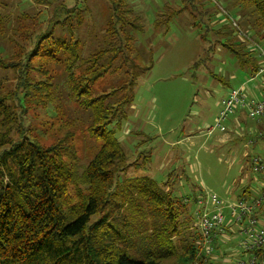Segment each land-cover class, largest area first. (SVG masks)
<instances>
[{
	"label": "trees",
	"instance_id": "16d2710c",
	"mask_svg": "<svg viewBox=\"0 0 264 264\" xmlns=\"http://www.w3.org/2000/svg\"><path fill=\"white\" fill-rule=\"evenodd\" d=\"M35 1L44 7L17 21L21 41L12 52L2 44L0 16V48L5 50L0 51V72L11 71L15 79L14 90L0 91V264H213L212 255L230 227L225 225L207 256L197 240H187L189 228L182 221L191 204L199 206L202 188L194 184L184 194L172 186L177 183L161 187L150 177H128L127 154L115 137L128 121L138 80L154 65L151 54L145 58L149 66L142 65L141 16L128 0H108L102 25L88 39L90 10L83 0ZM176 1L183 6L165 5L157 27L169 28L184 12L196 11L199 3L203 7L204 0ZM234 2L242 25L264 46V0ZM229 24L217 29L199 23L206 55L192 70L221 47L234 58L236 73L249 80L262 59ZM56 70L66 75L65 95L53 82ZM260 89L264 92V86ZM35 108L48 118L37 136L26 125L27 113ZM76 112L88 117L89 135L99 143L87 166L81 165L75 126L66 118ZM134 166L138 170L139 162ZM251 199L246 190L238 202Z\"/></svg>",
	"mask_w": 264,
	"mask_h": 264
},
{
	"label": "rangeland",
	"instance_id": "374dc122",
	"mask_svg": "<svg viewBox=\"0 0 264 264\" xmlns=\"http://www.w3.org/2000/svg\"><path fill=\"white\" fill-rule=\"evenodd\" d=\"M54 1L60 3L68 0ZM234 1L204 0L203 7L199 3L196 11L190 9L176 17L170 22L167 30L163 25L157 27L155 20L159 19L163 7L167 4L175 8L182 7L180 1L128 0L141 16L145 26L144 32L138 34V45L144 58L142 65L149 66L145 58L150 54L154 65L138 80L136 99L128 113V121L115 132V137L122 144L130 164L128 177H150L161 187H170L172 183H177L172 186L178 192L183 189L184 194L189 193L195 184L198 189L202 188L204 195H217L222 202V212L227 224L235 221L230 207L238 202L246 190H250L252 198L264 193V174L252 170V159L260 157L264 163V124L262 121L260 123L252 121L247 115L243 122L244 127L232 130L228 124L235 111L227 120L228 128L225 131L215 130L209 134L207 128L215 125L218 117L216 114L222 107L223 99L230 88H236L240 81L242 82L243 75L239 72L237 82L229 79L232 75H237L234 66L236 64L232 55L221 47H218L217 53L212 55L209 62L201 65L200 69H192L195 62L206 55V46L200 40L201 29L198 26L200 22L216 26L218 29L224 24L229 26L231 18L243 36L250 37L251 40L246 43L249 49H255V46L259 45L264 48L257 39H252L254 35L251 30L242 25L238 9L233 8ZM83 2L90 10L85 29L89 39V33L95 32L102 25L101 17L106 16L109 3L108 0ZM42 7L44 5H39L35 0H0V16L4 19L2 30L5 32L2 44L11 52L20 40V35L16 33L17 21L24 14L33 15ZM223 16L224 21L219 23L216 19ZM214 18L215 20H212ZM194 24L197 26L194 27ZM240 36L237 35L238 38L245 39ZM89 49L90 46L86 48ZM0 51L4 53L5 50L1 47ZM9 53L8 51L7 54ZM256 53L259 55L257 50ZM194 71L196 75L192 77ZM209 72H214L216 76ZM51 75L54 76L53 82L58 83L64 90L65 73L56 70ZM226 79L229 80L228 85L219 82ZM247 80H243L242 83H246ZM259 81L258 79L252 83L254 87H259L256 98L264 94L260 91ZM0 82L3 83L0 91L9 94L8 92L14 90L12 89L15 82L14 73L0 72ZM252 84L247 86L248 89ZM65 92L64 90L62 95H65ZM27 114L26 125L36 135L43 127V121H48V118H44L37 108ZM48 114L50 117L55 115L52 107L48 109ZM66 118L67 122L75 126V130L71 129L77 134L75 148L81 165L87 166L99 148V143L89 135L88 117L76 112ZM58 135L61 136L62 133ZM137 161L140 167L135 170L133 165ZM205 202L206 200L203 205ZM209 206L212 207V204ZM202 210L203 207L193 203L182 217V221L189 228L185 237L187 240H197L201 247L203 241L197 237L198 234L201 235L197 213ZM227 234L228 232L218 242V250L212 255L213 264H224L225 260L236 262L243 257L237 227L235 225L230 227V236Z\"/></svg>",
	"mask_w": 264,
	"mask_h": 264
},
{
	"label": "built area",
	"instance_id": "2783aa9c",
	"mask_svg": "<svg viewBox=\"0 0 264 264\" xmlns=\"http://www.w3.org/2000/svg\"><path fill=\"white\" fill-rule=\"evenodd\" d=\"M230 22L237 29L238 35L243 36L242 31L237 28V25L235 26V21L230 18ZM241 38L251 40L249 36ZM255 49L262 59L258 72L241 87L231 90L223 99L222 109L215 120V125L207 128L209 134L215 130L225 131L227 120L238 108L246 110L248 118L252 121L264 118V94L260 98L251 96V94L249 95L251 88L247 87L258 79L264 84V48L259 45L255 46ZM252 170L264 174V163L260 157L252 159ZM205 200L206 204L203 205ZM198 204L203 207V210L197 213V221L202 236L203 249L207 256L213 251L217 236L225 234V225H229V227L235 225L238 228V235L241 237L239 247L243 257L230 264H264V193L249 202H236L230 207L231 215L235 217V221H230L228 224L222 212V202L217 195L205 194L201 196ZM210 204L214 207L213 209L209 206Z\"/></svg>",
	"mask_w": 264,
	"mask_h": 264
},
{
	"label": "crops",
	"instance_id": "0c3cea01",
	"mask_svg": "<svg viewBox=\"0 0 264 264\" xmlns=\"http://www.w3.org/2000/svg\"><path fill=\"white\" fill-rule=\"evenodd\" d=\"M230 79H232L234 82H237V80L239 79V74H237V75H232L231 77H230ZM244 80V79H243ZM243 80H242V82H243ZM242 82L240 81V83L238 84V86L236 87V88H238V87H241L242 86ZM260 82V83H259ZM258 83L260 84V88H262V86H264L263 85V83L261 82V81H259ZM236 88H230V90H229V92L232 90V89H236ZM251 88V91L249 92L251 95H258L257 94V89L259 88V87H254L253 85L250 87ZM260 91H262L261 89H260ZM229 94V93H228ZM227 94V95H228ZM227 97V96H226ZM225 97V98H226ZM221 109H222V107H221ZM221 109H220V111H221ZM219 111V112H220ZM219 112L216 114V116L219 114ZM216 116H215V118H216ZM247 117V112H246V110H244V109H242V108H238L237 109V111H236V113L233 115V116H231V118H230V122H229V124H228V127L230 128V129H234V130H237V129H239L240 127H244L243 126V122H244V119ZM263 123V122H262ZM227 127V128H228ZM252 130V129H251ZM251 130H250V132H251ZM253 131V130H252Z\"/></svg>",
	"mask_w": 264,
	"mask_h": 264
}]
</instances>
